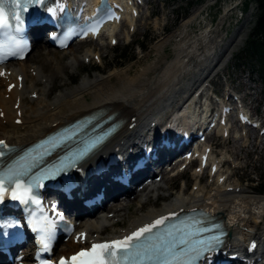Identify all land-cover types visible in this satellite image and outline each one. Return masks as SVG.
Segmentation results:
<instances>
[{
  "label": "bare ground",
  "instance_id": "obj_1",
  "mask_svg": "<svg viewBox=\"0 0 264 264\" xmlns=\"http://www.w3.org/2000/svg\"><path fill=\"white\" fill-rule=\"evenodd\" d=\"M225 12H227V10H225ZM193 17H195V15L190 17L185 24H192ZM220 18H222V16H220ZM126 22L129 26H133L134 19H130L129 16H126ZM220 25L221 23L219 26ZM110 32H112L113 35L108 38L109 41L116 38L117 27L111 29ZM211 32L216 31L211 27H205L203 30H199L196 33L192 32L190 36L188 34L183 35V33L181 35V32H179V35H177V33L170 34L156 44L155 50L158 55L159 52L164 49L165 45L173 43L174 53L171 60L161 59L158 62L147 63L142 69L138 71L134 70L136 72H133V74V65H126L119 69L111 70L104 77H84L75 87L70 89L66 88L58 95L51 98L50 92L45 94L43 88L39 85L43 81V78L46 82L51 81L54 83L56 74L64 73L67 69H71L76 65L79 66L81 61L76 54V49L71 50L67 62L62 60V56H52L49 51L46 54L38 53L36 56L29 59V63L37 67L31 64L30 66H26V71L23 73L25 82L23 89L16 90V92L22 96H29L35 93L38 97H43L44 102L39 100L35 102V105H24L25 122L23 125V132H19L20 130H18V127L14 125L2 124L0 118V137L7 139L10 143L20 144V142H24L27 138L40 137L49 132L50 129L43 130L40 135L37 134L44 126L53 122L56 123V120L58 123L71 121L83 113L95 110L99 114L107 113L114 116L116 119H125L132 115H137L140 124L139 129L132 132L128 138L126 135L127 139L124 145L133 143L134 140L141 137L140 132L147 127L142 122L144 117L156 110L158 112L161 111L159 107L162 104L171 99L173 95L179 94L180 91L176 90L174 87L175 83H177L176 86L180 89L181 84L178 82L192 75L193 76L187 78V80L191 81L194 80V78L198 80L200 75H202V73L194 75L197 72H191L189 69L193 57L199 61V64L201 62L203 71L208 67L207 61L201 57V54H198V48L199 45L205 44L206 42L211 44V42H208ZM124 35H128V32ZM240 36L241 32H236L233 35L227 47L224 49L222 57L228 52L236 38ZM179 37L181 38L177 40ZM37 51L42 52L40 48H38ZM85 53L90 56L92 55L90 54V49L86 50ZM70 57H72L74 61H72ZM58 66L61 67V71H57L55 75L44 73L47 72L46 70L51 72L52 69H56ZM21 69H24V67ZM31 70L36 71L34 76L29 73ZM12 77L11 75L9 78L12 80ZM4 83L5 80L0 79V84ZM46 98L50 99L51 102H46ZM2 99L3 95L0 93V109L5 114L8 106H3ZM46 103L48 104L45 110H40L39 107L41 104ZM49 106H54L57 110L49 111ZM190 112V109L185 110V114ZM158 116L163 117L162 114ZM11 117L12 112L8 110L6 113V120L9 122ZM124 145H119L118 149H121ZM165 183L166 182H161L159 184L158 191L162 189V185H165ZM233 190V193H226V188H222L221 185L218 184L214 192L204 193L203 188L198 186L196 191L190 192L187 196L178 193L175 196H169L167 199L165 198L160 205H157L159 199L157 201L154 200L146 210H140L145 202L150 199L149 194L146 193L142 195L146 201L139 202L141 196L138 200L134 199L127 202L125 206L121 205L119 208L115 209L114 212L117 213L121 219L130 216L127 226L131 227L145 221L147 218H151L170 209L182 208L186 204L202 205L207 208V210L223 219L226 229L230 234L227 245L235 248L240 246V241L246 238L247 235L253 234L254 237L264 236V217L262 218L264 214V195L260 197L253 195L249 196L243 189L239 192H236L235 188H233ZM130 205L137 208L135 210L130 209ZM104 229L105 228L100 227V225H97L94 232L100 233Z\"/></svg>",
  "mask_w": 264,
  "mask_h": 264
},
{
  "label": "rangeland",
  "instance_id": "obj_2",
  "mask_svg": "<svg viewBox=\"0 0 264 264\" xmlns=\"http://www.w3.org/2000/svg\"><path fill=\"white\" fill-rule=\"evenodd\" d=\"M206 1L207 3L203 5V3ZM215 1L216 0H163L160 2H155L151 6V8L148 9V11H142V19L136 21V28H134L136 33L131 37L130 44L125 46L123 36H120V41L116 47L112 49L107 48L103 51L104 60L102 63V67H104V71L102 73L108 74L110 70L119 69L126 65H133V74V72H136L145 67L147 63L156 61L158 62L161 59L171 60L173 58V44L170 43L165 46L164 49L157 55L155 50L156 41L163 33H177V35H179L180 29L182 27L181 22L193 16V12H201L202 9H206V7L208 9V13L210 14L209 19L212 20V22H210V25L212 26L211 28L219 32V30L221 29L220 27H223L219 35L221 36V45L225 47L226 43L236 32L234 31L233 26L239 25V28H241L240 24L242 23V20L236 22V20L240 17V14L237 13V10H229L223 16L221 14L223 13L224 9H230L236 3H241L242 0H217V4L210 7V5H212ZM201 6H203L202 9ZM242 6L243 4L240 7ZM245 7L246 8L244 9L242 8L244 11L243 14H249L252 7H249L248 4H245ZM253 8L255 7L253 6ZM148 13L149 15L151 14V17L149 18ZM220 16H222V18H220ZM192 21L193 23L190 26L184 28L185 30H188V33L198 32L199 30H202L201 17L200 19H198L197 17H193ZM220 23L221 25L219 26ZM254 23L255 16H253L252 22L248 25L249 34L251 32V29L254 27ZM165 24L166 26L164 27ZM121 28L122 33L124 34V32L127 31V28L125 26H121ZM249 34L245 36L244 33H241V36L239 38H236L234 43L230 46L228 52H226L225 59L233 54V57L227 63L228 69L231 72L230 75L232 79H239L241 74L240 70H244L242 72L243 75H247L246 71H250L252 79L256 83H258L261 75L256 71V67H254L256 66L255 60H252L250 63L247 54L243 53V49L246 48V42L250 36ZM254 41L259 43L260 40L254 39ZM83 47L84 46H82V48ZM235 64H237L238 66H234ZM82 68L86 67L82 66ZM86 71L91 75V69H88ZM65 73L67 74V71ZM262 85L264 86V83H262ZM262 97L264 98V93ZM240 144L241 143H238V145ZM225 149H232V145H230V147H226ZM255 149L256 151H259L262 148L256 147ZM255 156L257 157H244V161L252 166L254 173L250 179H252L253 182L249 187L248 185L246 186L245 183H242L240 186L246 188L249 192H251L252 186H256V188L259 189L260 184H263L264 182V180H262V178L264 177V153H260L259 156L255 154ZM237 161L239 163V166H241L242 161L239 159H237ZM237 175H240V172H238ZM263 190L264 188H261V192ZM252 194L255 193L253 192ZM146 208L147 207H142L140 210H145ZM128 218L129 216L127 217V219Z\"/></svg>",
  "mask_w": 264,
  "mask_h": 264
},
{
  "label": "snow or ice",
  "instance_id": "obj_3",
  "mask_svg": "<svg viewBox=\"0 0 264 264\" xmlns=\"http://www.w3.org/2000/svg\"><path fill=\"white\" fill-rule=\"evenodd\" d=\"M35 2L39 4L42 3V0H35ZM12 4L13 7H20L19 0H12ZM24 11H27V4L24 5ZM49 11H51V9H49ZM12 19L17 22V31H19V24L22 23L20 16L17 13H14L12 15ZM10 28L11 25L8 23L6 18L3 0H0V29L8 30ZM93 34H95V30H93ZM0 145H3L5 147L7 146L2 140H0ZM5 180L15 184V188L12 190L13 199H20L25 203H27L29 199H32V197L29 195L30 187L25 188L22 185L21 181L11 174L0 178V194H3L6 191L4 187ZM18 189H22L21 194L17 193L16 190ZM32 202L37 203V201L35 200H33ZM164 219V217H161L160 219L154 221V223L145 225L144 227L137 229L130 235L124 237L122 240L93 244L90 249L82 250L71 258H62L59 264H117V262H115L114 260L106 259V257H114L118 249H129L134 241L140 240L144 236V234L151 232L158 225L163 224ZM81 236H83V234H81ZM213 239L216 238L213 237ZM200 243L204 244L205 242L202 240L200 241ZM209 247H211L210 243Z\"/></svg>",
  "mask_w": 264,
  "mask_h": 264
},
{
  "label": "trees",
  "instance_id": "obj_4",
  "mask_svg": "<svg viewBox=\"0 0 264 264\" xmlns=\"http://www.w3.org/2000/svg\"><path fill=\"white\" fill-rule=\"evenodd\" d=\"M261 14L257 18L256 22V27L257 30L256 32H261L264 35V0H257Z\"/></svg>",
  "mask_w": 264,
  "mask_h": 264
}]
</instances>
